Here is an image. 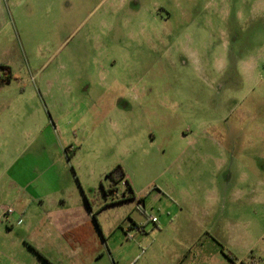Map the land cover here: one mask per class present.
Wrapping results in <instances>:
<instances>
[{
    "label": "rangeland",
    "instance_id": "obj_1",
    "mask_svg": "<svg viewBox=\"0 0 264 264\" xmlns=\"http://www.w3.org/2000/svg\"><path fill=\"white\" fill-rule=\"evenodd\" d=\"M0 66V264H264V0H0ZM68 185L88 226L40 214Z\"/></svg>",
    "mask_w": 264,
    "mask_h": 264
},
{
    "label": "crops",
    "instance_id": "obj_2",
    "mask_svg": "<svg viewBox=\"0 0 264 264\" xmlns=\"http://www.w3.org/2000/svg\"><path fill=\"white\" fill-rule=\"evenodd\" d=\"M10 185H11L10 188L5 189L3 193H5L6 198L13 201L15 205L21 204L25 199V195L23 193L21 195L14 194L15 193L14 191H16V189H15L14 181L12 178H10ZM132 193H134L133 194L134 198L136 197L141 198L139 200L142 203V207L144 211L143 213H145L146 201L142 200V192L138 193V192L132 191ZM41 198L43 201V203L41 204L43 210L40 212V214L44 216L46 220H54V221L58 220V222L60 223H63V222L65 224L68 223L69 227H72L71 225L72 223L77 224V223L83 222L87 226L90 224V217L92 216L94 205L93 203H91L90 201L86 199L83 202L81 194L79 195V192L75 190L74 185H68L64 189L50 191L48 194H45ZM117 203H120V202H117ZM86 208L88 209V212L85 210ZM24 211H25V207L20 217H24L27 214V211L25 212ZM4 212L5 210L2 212L0 208V218L2 217V214ZM130 220H131V227L128 228L127 232L131 231V228L133 226H139V222H141L139 216L130 217ZM158 223H159V220H158ZM96 225H97V232L90 231L89 233V236L91 237V242L89 245L93 246L94 250H98L99 254H101L102 256H105L107 252V255L111 256L110 258L113 261V256L111 253V249H110L111 247H110V243L108 242V238L106 235L102 234L104 233L102 227L100 229V226L97 223ZM101 230H102V233H101ZM41 234L45 235L47 239L54 235H57V237L62 240V243L60 244L61 245L63 244L62 246H64V249L58 248L57 253H59L62 250L63 251L66 250V248L69 246L68 239L73 240L71 242L75 243L73 238L76 237V234L73 232H69V231L61 232L60 230H58V231H44ZM112 234H113V231L109 230V235L112 236ZM103 237H106L107 239L104 241ZM78 248L80 249V247ZM32 251L38 252V253L40 252L44 256L48 257V259L49 257L53 256L55 252L54 249L49 250L48 248L44 246L39 247L38 245ZM112 252H114V249H112Z\"/></svg>",
    "mask_w": 264,
    "mask_h": 264
},
{
    "label": "trees",
    "instance_id": "obj_3",
    "mask_svg": "<svg viewBox=\"0 0 264 264\" xmlns=\"http://www.w3.org/2000/svg\"><path fill=\"white\" fill-rule=\"evenodd\" d=\"M0 70L2 71V78L0 80V88L4 85L9 84L13 80L11 69L7 66H0ZM107 178L111 180L110 191L116 190V185L122 180L125 179V173L122 168L118 166L114 171H112ZM128 188L131 190L130 185Z\"/></svg>",
    "mask_w": 264,
    "mask_h": 264
},
{
    "label": "built area",
    "instance_id": "obj_4",
    "mask_svg": "<svg viewBox=\"0 0 264 264\" xmlns=\"http://www.w3.org/2000/svg\"><path fill=\"white\" fill-rule=\"evenodd\" d=\"M1 78H2V73H0V80H1ZM12 213H13V210L8 208L7 210H5L4 215L7 216V215L12 214ZM149 221L155 225L158 224V219L155 217L151 218ZM131 230H138L139 231V230H141V227L140 226H133L131 228Z\"/></svg>",
    "mask_w": 264,
    "mask_h": 264
}]
</instances>
